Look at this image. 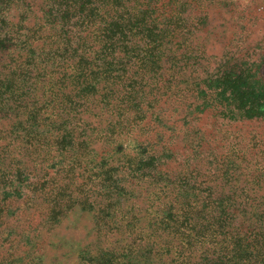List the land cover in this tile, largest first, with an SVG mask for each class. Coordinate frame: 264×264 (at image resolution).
<instances>
[{"label": "trees", "instance_id": "trees-1", "mask_svg": "<svg viewBox=\"0 0 264 264\" xmlns=\"http://www.w3.org/2000/svg\"><path fill=\"white\" fill-rule=\"evenodd\" d=\"M186 6L184 0H0V172L12 177L35 173L23 159L41 152V162L52 157L57 163L51 172L36 175L33 192L56 197L57 216L69 197L65 203L89 211L103 207L105 220L128 217L125 225L110 228L101 217L99 234L121 240L98 257H80L79 249L75 264H264V138L252 131L258 138L249 146L243 144L247 133H230L234 140L218 158L215 148L213 154L204 150L212 132L192 127L204 112H182L183 117L172 112L170 124L162 122L166 113L153 112L195 92L202 101L197 110L214 107L220 119L264 122V81L251 69L230 68L201 80L187 75ZM195 43L202 54L200 42ZM179 123L186 139L198 137L190 139L193 158L214 156L209 160L218 164L212 183H193L197 166L191 177L168 170L173 164L163 168L151 155L153 146H142L141 139L133 155H109L120 140L136 134L165 142L161 157L169 160L177 153ZM98 131L103 136L94 137ZM17 143L22 154L18 147L11 149ZM97 143L109 149L110 157L92 166ZM179 166L189 170L193 164ZM92 167L102 171L97 181L106 192L104 202L101 194L72 200L76 190L84 191L73 189L72 181L76 175L88 178ZM58 176L68 182L45 192L50 187L44 189L42 178ZM135 186L152 188L146 192L148 205L128 204L121 213L120 202L133 203Z\"/></svg>", "mask_w": 264, "mask_h": 264}, {"label": "rangeland", "instance_id": "rangeland-1", "mask_svg": "<svg viewBox=\"0 0 264 264\" xmlns=\"http://www.w3.org/2000/svg\"><path fill=\"white\" fill-rule=\"evenodd\" d=\"M184 1L187 3L184 8V16L188 20L187 27L190 28L188 39L191 42V45L184 50L187 53L185 58L188 63L187 75L191 76V78L199 77L201 80V78L217 75L230 68H235L236 71L251 69L253 71L252 74L254 73L257 79L261 78L264 81V0ZM197 24L199 29L197 33H194L193 30ZM195 41L200 42L202 54L196 52ZM260 85L263 86L264 84ZM181 98L177 97L179 102L176 104H174V99L163 103L161 108L165 109V111L159 109V112H156L153 109V112L166 113L165 115L167 116L162 119L164 124L170 121L172 112H177L176 114L179 113L178 116L182 117V112H204L200 119L193 123L192 127L196 131L202 128L201 130L206 133L207 131L212 132L211 143L208 142L209 144L204 150L213 154V148H215L218 158L229 150L230 140H234L230 133L235 137H238L237 131H239V134L247 133V141L243 144L249 146H253L258 138H253L256 134L252 131H258L259 133L257 132L256 136L264 138V122H232L220 119L215 117L219 109L217 108L218 111H215L214 107L197 110L202 101L198 100L195 92H187L186 96L183 99ZM80 113L82 117H86L84 112ZM105 116L109 118V114ZM148 116L152 115L149 114ZM99 120L96 119L94 126H97ZM173 121L174 118L172 123ZM106 125L103 123L99 128L101 129ZM203 125L204 127H202ZM143 126L144 124L141 128ZM8 127V123L5 124V128L7 129ZM160 127L165 128L162 125ZM155 128H158V123ZM176 128L180 134L177 146H174L177 153L173 151L172 153H175V155L169 160L161 157L163 156L161 149L165 142L158 141L157 136L137 138L136 134H134L132 137H125L120 140L122 145L119 148L112 147L113 149L110 151L109 149L103 150L100 147V143L94 145L92 151L94 162H96L92 163V166L98 165V161L107 159L112 155L116 159L120 156H125V154L133 155L136 151L135 142L141 139L143 141H139V143L143 144L142 146H153L151 155L158 157L155 162L161 163L163 168L168 169V164H173L168 170L182 176H185L186 173L188 177H191V172L197 166L198 170L192 174L194 176L192 179L193 183H200L205 180L208 183H212L210 180L214 179L212 175L218 164H210L209 160H213L214 156L206 155L204 158L202 156L193 158L191 150H193L194 145L190 139L194 138L196 140L198 137L193 134L186 139L185 134L187 131L183 126L179 123ZM165 132H168L167 129ZM102 133L104 132H93L94 137L103 136L101 135ZM88 134L91 136L92 132L89 131ZM168 134L171 133L168 132ZM183 136L184 141H181ZM238 140L241 141L240 138ZM22 146L25 145L22 144ZM16 147L22 154L23 149L19 147L18 143L12 146L11 149H16ZM208 147H211V149ZM2 150L0 149V153L3 152ZM108 151L110 156L106 155ZM55 154L53 152L52 156ZM33 157L31 159L27 156L23 160L26 162L27 167L35 173L30 174L28 173L29 171H26L24 175L12 177L0 172V264H75L79 249L81 250L80 257L88 253L98 257L107 248L115 246V242L121 240L122 237L99 234L100 225L98 221L102 217L103 224H107L106 227L110 228L113 224V226L121 227V225L126 224L128 217H124L123 220L120 219L122 214L119 217L117 214L113 219L108 217L105 220V215L108 214L101 210L103 207L97 206L95 210L89 211L81 205L65 203L68 202L69 197L64 198L63 215L57 216L56 212L53 211V202L56 197L51 198L50 194L45 195L43 191L33 192V188L35 190L37 184L36 180L38 177L36 175L51 172L53 167L56 166L57 159H52L51 157L49 161L41 162V152H37ZM179 164H193V167L189 170L182 169ZM93 169L94 167L90 171L97 175L93 177V180L91 172L88 176L89 179L87 175H76V178L72 181V188L79 189L81 186L84 191L81 193L76 190L72 200L76 202L78 200H93L96 195L101 194L99 199L104 202L103 194L106 192L100 190V184L97 181L102 171L99 170V172L97 169ZM124 170L122 167L117 174H114L116 181L119 174L122 175ZM62 177L42 178L44 189L50 187L45 192L56 187L58 183L63 185L68 182V179L62 180ZM85 184L87 185L84 187ZM133 190L135 195L133 203L128 202L124 205L125 201L120 202L123 207L121 213L126 212L128 204L137 208L139 206L143 208L148 205L147 201L150 195L146 192L147 190L152 191V188L135 186ZM136 211L137 209L134 208L133 212ZM54 217L55 219H53ZM110 242L114 244H110Z\"/></svg>", "mask_w": 264, "mask_h": 264}]
</instances>
